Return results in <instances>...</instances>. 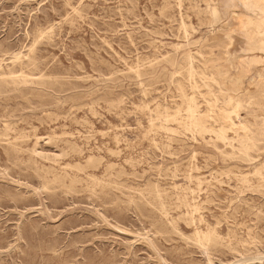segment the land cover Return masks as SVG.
<instances>
[{"label": "rangeland", "instance_id": "1", "mask_svg": "<svg viewBox=\"0 0 264 264\" xmlns=\"http://www.w3.org/2000/svg\"><path fill=\"white\" fill-rule=\"evenodd\" d=\"M231 1L0 0V264H264Z\"/></svg>", "mask_w": 264, "mask_h": 264}, {"label": "bare ground", "instance_id": "2", "mask_svg": "<svg viewBox=\"0 0 264 264\" xmlns=\"http://www.w3.org/2000/svg\"><path fill=\"white\" fill-rule=\"evenodd\" d=\"M234 3L240 6L241 12L233 11L230 13V19L227 20L232 22L229 27H233V29L230 30L229 34L236 33L244 38L243 30L246 27L247 29H250L251 36L255 40L254 47L256 49L254 52L256 54L253 59L254 61L248 62L249 58L245 57L239 62L240 65L238 64L242 69V75L247 76L253 66L260 65V67H264V0H239L238 2L232 0L230 8H233ZM218 8L219 7L215 6L210 12L211 20L216 23L221 19ZM239 23H241V25ZM249 83L256 87L255 94H258V96L262 97L264 100V77L259 75L255 81L250 80Z\"/></svg>", "mask_w": 264, "mask_h": 264}]
</instances>
